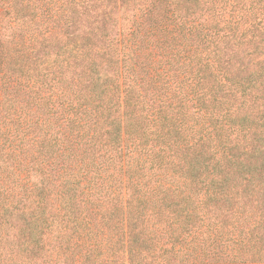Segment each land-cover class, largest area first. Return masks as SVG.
I'll use <instances>...</instances> for the list:
<instances>
[{
  "label": "trees",
  "instance_id": "1",
  "mask_svg": "<svg viewBox=\"0 0 264 264\" xmlns=\"http://www.w3.org/2000/svg\"><path fill=\"white\" fill-rule=\"evenodd\" d=\"M0 264H264V0H0Z\"/></svg>",
  "mask_w": 264,
  "mask_h": 264
}]
</instances>
